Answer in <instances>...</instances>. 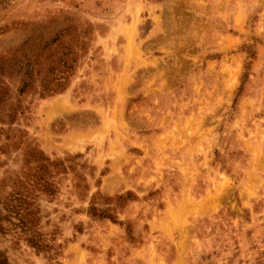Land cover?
I'll return each instance as SVG.
<instances>
[{
	"label": "rangeland",
	"instance_id": "obj_1",
	"mask_svg": "<svg viewBox=\"0 0 264 264\" xmlns=\"http://www.w3.org/2000/svg\"><path fill=\"white\" fill-rule=\"evenodd\" d=\"M0 264H264V0H0Z\"/></svg>",
	"mask_w": 264,
	"mask_h": 264
}]
</instances>
